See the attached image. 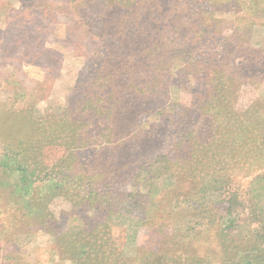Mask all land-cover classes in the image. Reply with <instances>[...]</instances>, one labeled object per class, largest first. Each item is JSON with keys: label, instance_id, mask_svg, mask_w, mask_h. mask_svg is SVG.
<instances>
[{"label": "trees", "instance_id": "trees-1", "mask_svg": "<svg viewBox=\"0 0 264 264\" xmlns=\"http://www.w3.org/2000/svg\"><path fill=\"white\" fill-rule=\"evenodd\" d=\"M170 1L107 0L114 6L96 16L88 89H74L55 112L26 109L23 92L0 101V264H264V101L239 107L244 84L235 63L264 68L248 45L254 24L238 19L229 45L204 18L214 13L207 6L225 0H181L173 15ZM241 1L264 12V0ZM155 33L184 48L202 44L203 53L188 58L199 77L179 118L164 109L174 63ZM61 192L73 196L72 210L55 235L51 204ZM128 202L144 212L140 228L150 221L169 229L171 248L126 255L116 229L126 225ZM42 225L54 247L46 263H31L19 238Z\"/></svg>", "mask_w": 264, "mask_h": 264}, {"label": "rangeland", "instance_id": "rangeland-1", "mask_svg": "<svg viewBox=\"0 0 264 264\" xmlns=\"http://www.w3.org/2000/svg\"><path fill=\"white\" fill-rule=\"evenodd\" d=\"M170 2L169 5L167 4V13L173 15L180 10L177 6L181 0ZM241 2V0H225L219 6H207L206 9L214 10V13L204 18L217 23L218 29H222V35L229 45L235 41L237 20L250 19L254 25L248 45L260 52L259 62L264 63V18L262 17L264 12H252L250 7L243 6ZM113 6L107 0H0V101L5 102L15 94L23 92L29 98V106L26 109L55 112L65 104V100L74 89L86 93L91 78L90 66H95L96 63V57L93 56L96 54L93 52L98 42L95 36L99 32L96 16L102 11L107 12L109 10L107 8ZM146 6V2L138 5L140 14H143ZM150 6L158 7V4L154 3ZM197 8V14L204 10L202 5ZM155 12L153 18L162 19L161 15ZM125 16H128L127 13ZM155 25L156 22L154 27ZM151 27V31L158 29L152 25ZM155 34L162 42L161 47L165 46V51H171L173 57L169 53L170 61L174 63L167 70L169 77L164 82L169 89V100L164 105V109L172 118H179L180 112L193 103V88L199 77L192 69L188 58L191 54L192 58L201 55L202 44L197 41L196 44L190 43L188 44L190 47L184 48L176 42L173 43L174 35L163 37L159 33ZM97 58L101 56L98 55ZM235 63L237 70L242 73L244 84L241 87L239 107L246 109L257 101H264L262 65L256 61L247 62L243 58L237 59ZM19 106L21 107L22 104ZM152 120L153 118H146L143 122L145 126H149ZM82 156L86 158L88 155L83 152ZM120 171L125 176L128 173V169ZM65 194L70 196V192H61L51 204L57 221L55 235L67 229V221L71 215L70 199L73 196L67 198ZM127 207V219L122 223L126 225L116 229L117 240L123 248H126V255L136 253L138 255L142 250L163 251L172 247L171 237L167 236L170 234L169 229L162 227L157 231L150 221V227L140 228L137 224L144 222V212L137 209L132 202H128ZM132 222H135L133 227L135 230L127 233L126 230L132 226ZM47 231V227L42 225L31 239L19 238L29 262H35L37 257L44 263L49 260L54 240L47 236ZM155 233L164 236L162 241ZM127 237H130L129 242L126 241ZM34 248L39 250L35 252Z\"/></svg>", "mask_w": 264, "mask_h": 264}]
</instances>
